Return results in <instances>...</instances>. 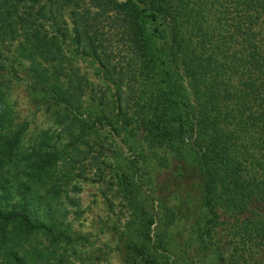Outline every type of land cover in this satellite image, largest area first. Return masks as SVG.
Listing matches in <instances>:
<instances>
[{"label": "trees", "instance_id": "1", "mask_svg": "<svg viewBox=\"0 0 264 264\" xmlns=\"http://www.w3.org/2000/svg\"><path fill=\"white\" fill-rule=\"evenodd\" d=\"M67 45L114 86L112 131L145 144L173 186L192 163L205 216L196 238L210 264L221 259L211 234L224 216L264 232V0H0V69L29 64L32 91L88 118L90 83ZM4 119L0 93V264H67L78 237L66 223V184L84 176L88 159L104 182L103 147L82 144L63 116L64 146L44 133L19 149L1 133ZM118 177L132 255L177 264L164 239L171 221L158 225L131 176Z\"/></svg>", "mask_w": 264, "mask_h": 264}, {"label": "rangeland", "instance_id": "2", "mask_svg": "<svg viewBox=\"0 0 264 264\" xmlns=\"http://www.w3.org/2000/svg\"><path fill=\"white\" fill-rule=\"evenodd\" d=\"M67 46L66 56L71 66L90 83L83 95V107H90L92 111L88 118L81 115L74 118L63 106L32 91L29 64L8 63L0 69L5 113L1 133L6 138L16 136L19 149L37 143L44 133L55 138L62 128L58 119L63 116L76 122L73 132L81 137L82 144L103 147L98 161H105L104 182L93 180L97 168L94 166L90 172L88 169L94 162L88 159L84 176H77L66 184L67 195L73 200L64 199L67 205L72 204L66 223L71 235L78 237L73 246L67 244L69 261L66 263L142 264L132 255L122 236L128 205L118 176L124 172L139 187L138 198L158 218L157 224L164 225L166 218L171 221L164 239L173 260L177 264H210L207 254L211 251L206 254L196 238V230L205 216L192 163L185 164L184 177L176 180L178 187L173 186L172 170L163 168L145 144L112 131L106 124L115 119L114 86L103 79L97 64ZM60 135L63 140L59 143L64 146L67 139L65 134ZM211 241L215 244L212 249L220 253L217 264H264V232L257 234L246 228L237 215L224 216L213 228Z\"/></svg>", "mask_w": 264, "mask_h": 264}]
</instances>
